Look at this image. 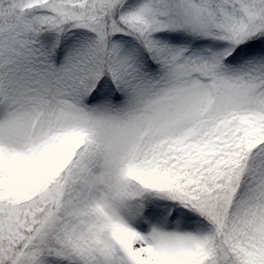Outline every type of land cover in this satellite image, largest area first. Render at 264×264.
I'll return each mask as SVG.
<instances>
[{"label":"snow or ice","instance_id":"snow-or-ice-1","mask_svg":"<svg viewBox=\"0 0 264 264\" xmlns=\"http://www.w3.org/2000/svg\"><path fill=\"white\" fill-rule=\"evenodd\" d=\"M0 264H264V0H0Z\"/></svg>","mask_w":264,"mask_h":264}]
</instances>
